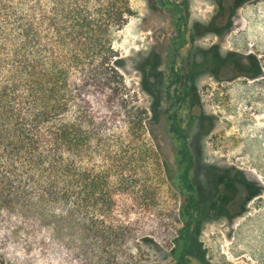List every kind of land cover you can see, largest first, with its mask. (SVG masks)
<instances>
[{
	"label": "trees",
	"instance_id": "16d2710c",
	"mask_svg": "<svg viewBox=\"0 0 264 264\" xmlns=\"http://www.w3.org/2000/svg\"><path fill=\"white\" fill-rule=\"evenodd\" d=\"M133 16L130 0H0V229L59 264L65 245L75 264H163V251L166 264H193L202 223L241 211L259 189L234 167L198 182L174 118V160H164L157 112L130 93L114 45ZM229 63L248 78L261 72L252 54Z\"/></svg>",
	"mask_w": 264,
	"mask_h": 264
},
{
	"label": "rangeland",
	"instance_id": "374dc122",
	"mask_svg": "<svg viewBox=\"0 0 264 264\" xmlns=\"http://www.w3.org/2000/svg\"><path fill=\"white\" fill-rule=\"evenodd\" d=\"M166 1L179 11L157 0H130L134 16L115 36L130 93L152 118L156 110L154 129L169 165L174 157L166 128L174 118L193 155L190 173L198 182L214 166L234 167L259 187L241 211L202 223L203 257L190 259L193 264H264V0ZM246 54L257 58L256 78L231 72L229 59ZM163 188V203L174 210L179 196L166 180ZM10 229H0L5 262L59 264L58 258L25 246ZM58 240L50 236L49 249ZM65 247V264H75V253ZM162 254L158 257L166 264Z\"/></svg>",
	"mask_w": 264,
	"mask_h": 264
}]
</instances>
